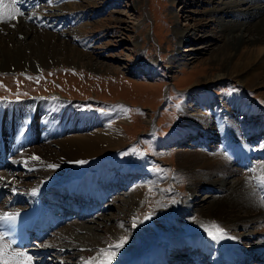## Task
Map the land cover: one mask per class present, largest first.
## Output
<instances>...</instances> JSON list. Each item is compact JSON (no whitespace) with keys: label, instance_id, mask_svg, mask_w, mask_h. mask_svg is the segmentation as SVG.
I'll use <instances>...</instances> for the list:
<instances>
[{"label":"rangeland","instance_id":"rangeland-1","mask_svg":"<svg viewBox=\"0 0 264 264\" xmlns=\"http://www.w3.org/2000/svg\"><path fill=\"white\" fill-rule=\"evenodd\" d=\"M1 1L3 3V0ZM4 3L8 5L6 7L7 10H9L11 0H5ZM66 4L68 5L63 9L61 6ZM50 5L53 9L55 8L52 16L62 13V16L59 18L61 21H58V23L60 27L64 28H62L64 31H62V29L58 31L62 39L57 49L59 51L60 49L63 50L61 47L65 42H67L69 46H66V49L60 51L59 54H52V51H49L50 53L32 51L31 46L28 45V59L26 61L29 63L35 62L34 66L26 69L13 67L4 70L0 68V100H4V103L10 106L12 104L8 102L12 100L11 98L21 100L20 102L17 101L18 103L24 102V100L32 103L34 100L29 101L27 100L30 99L28 97L38 96V99L43 97H62L64 100L72 102V108H74V110H76L77 105L80 112L82 107H87L89 110H92L91 112L93 113L80 114L78 110L70 113L72 109L70 107L64 113V118L55 116L56 119H60L63 123L60 124L61 122L58 121V128H62L69 134H78L82 131L79 126L85 127L87 124L90 125L87 128H91V131L93 128L95 130L97 127L100 128L107 124L116 125L119 130L116 131L123 137L122 145H120L118 149L106 154L107 160H102L101 162L108 161L105 165L112 167L111 163L115 164L118 160V163L123 162L122 167L129 166L130 168L132 166L131 168L134 171L136 169L138 173L139 171H144L145 173L143 175L152 179L155 178V180L157 179L156 182L153 183L152 180L140 179L139 176L135 175L132 179L128 176H124V180L121 175L122 171H120L118 167H112L114 173L111 175L107 184L114 186L116 191L113 192L111 187L105 189L111 192V194L107 193L110 195V198L107 199L108 203L106 202L101 209L96 207L97 211L93 209L92 211L94 212L92 214L82 218L74 217L75 214L73 213L77 211L73 210V216H70L66 221V224L71 225V228H76V226L81 225H85L87 228L92 227L89 232H86V230H73V236L82 238V240L74 239V241H76L75 243L90 245L92 241L87 237L98 239V237L104 233L101 227L103 223L108 220L107 218L111 219V221H109L110 225L115 222L117 223L122 220V217L117 215L121 213V209H124L127 215L125 219H123V226L125 228L123 226L120 228L124 230L122 232L124 235L128 234L127 236L129 239L132 240L136 238L137 227H133L134 220L137 221L136 219H141L142 225L152 226L151 228H147L148 235H152V230L153 235H155L154 239L150 241L152 246V252L149 254L151 261L158 262L157 260L161 258L163 260L165 258L174 261V263L171 264H196L201 261L204 262L206 257L202 256L205 253L203 250L205 246L203 245H198L200 247L199 252L196 253L197 255L194 253V259H192L193 256H189V254L193 255V252L190 253V250H192L190 246L191 243H187L184 248L177 250L175 253L169 252L167 246L172 243H180L183 245L187 241H182L188 239L189 236L194 242L196 236L197 240L199 237L202 239L205 238L203 232L190 231L187 233V231H189L187 228H190L189 226L193 224L194 221H202L201 218H203V222H205L208 217L209 203L204 206H199L200 201H194L195 199L193 198H195L196 194L200 197L201 195L206 196L210 192H214L200 191L202 190L200 185L191 183L190 181H194V179L184 174L183 171H180L179 159L183 158L182 156L185 155L182 154L183 150L186 148L189 149L190 146L184 145L179 148H176V146L182 143L183 140L188 142L189 136L191 135H188V138L177 137L175 141L173 140L171 144L167 146L160 145V143L168 140L173 133H178L180 128L176 126V124L181 115L179 113L181 110H184L185 107H187L186 104L190 103L195 97L201 96L205 104H200V106H202L201 108H208L209 105L206 103L209 102L211 96L215 95L216 102L219 104L216 102L210 103L211 107L219 109L223 107L222 114L224 115L226 108L223 104L221 105L220 102H218L221 98H225L227 101L228 99H234V101L238 103L240 101L238 99L246 101L249 99L250 102L257 103V106H259V108L261 107V110H264V76L256 78L257 75L255 74L257 73L253 72L242 82L241 76L234 73L224 81L207 82L209 78L214 77L217 73L223 72L228 68L230 48L226 46L227 39L223 29L219 32L222 37L220 36L219 39L214 38V40H210L207 34H212L210 32L211 27L205 28L204 31L201 32L200 30H203L202 24H199V29H194L192 24H194L195 19L192 20L185 17V15L189 13L196 14L191 10H203L205 8L206 5L204 3L198 6L197 0H50L48 3L41 0L35 6L24 9L25 18H27V16L28 18L29 16L31 17V15L33 16V9L36 8L41 10ZM13 12L12 10L11 14ZM204 14H207V11H205ZM201 15L202 14H196L198 18L205 17ZM209 16L210 15H207L206 17L210 18ZM72 17H74L73 22H71ZM69 18L71 20H68ZM228 18L230 19V17ZM49 20L50 21L45 20V26L49 25V23L52 24V18H49ZM5 24L7 23L5 22ZM24 24L25 22H22L19 26L23 29ZM176 25L186 29L183 35H179V33L175 32L174 28ZM8 27L11 28V26ZM219 28L216 27L214 29L218 30ZM29 31L33 32L31 29ZM47 31L52 32L53 30L47 27ZM16 34L15 40H8L11 47L16 45V41H27L29 39V35L25 36L23 32L17 31ZM185 39L187 44L183 41ZM179 40L186 44L185 48L189 46L198 47L207 45L212 41L213 48L203 52L199 56V64L194 63V65L191 64V59H187L191 52L178 54L177 48L179 47ZM38 42L41 44L42 40ZM53 42L55 43V39ZM39 43L35 42L33 44L36 46L39 45ZM244 46L245 45H242L240 47L236 57L237 59L240 57L239 61L242 59V55H240L241 52H246L247 50ZM258 46H261V49L264 48V45L261 43L257 45V47ZM74 48H79L81 52L84 51L83 55L78 56L79 53L77 51L76 53ZM200 51L203 50H199L198 52L200 53ZM45 54L49 56L48 58L50 61L54 59L55 61H59L45 65L42 62L44 61L42 58ZM174 56H177V58L173 59ZM182 62H186L187 64H182V67L176 66ZM234 69V67H229V71ZM232 72H235V70ZM198 84H201L202 87ZM38 101H40V103H37V106H39L38 108H42V112L45 111L44 114L42 113V117L45 114L51 115L52 112L56 113L53 100ZM60 103L62 104L64 102ZM197 105L199 104L197 103ZM65 107L66 106H64V108ZM35 108L37 109V107ZM208 111L210 113L211 110ZM107 112L113 114L106 117ZM202 112L205 113V110ZM59 113L60 112L57 111V114ZM68 113L72 118L69 117L68 123H65V117L69 116ZM6 115L7 114L0 115L1 123H5ZM259 118L262 120V118H264V113L260 112ZM259 118L257 117L256 119L258 120ZM44 120L45 119H43V122H40L39 119V123L37 124L39 125L37 128L38 130L36 129L33 135L37 133L39 135L42 134L44 136L42 141L48 142L49 136L47 134L51 131V128L47 126L48 123ZM77 122H80V124ZM102 122L104 123L101 124ZM59 124L61 126H59ZM12 125L13 124H11V126ZM48 128H50V130ZM53 130L54 129H52V131ZM91 131L85 129V131L80 133L88 134V132ZM262 132H264V130ZM64 135L65 133H61V136ZM261 135L262 136L256 138L257 140L255 139L254 141L257 150H259L261 146L262 148L264 147V133ZM175 142L177 145H174ZM257 145L259 147H257ZM24 149H17V151H15L16 154L15 152H9V154L13 153L12 157L22 156V158H26V150L24 151ZM56 149L59 150L58 148ZM243 152L242 150L240 153ZM238 156L239 153L235 155L233 163H237ZM255 157H258V155H255ZM31 158V156H27V160H23L25 163L27 162L28 165H35V159ZM17 159L19 160V158ZM258 160L260 159L254 158V161ZM87 162L89 163L88 160ZM8 164H10V162H8ZM234 165L236 166V164ZM45 166H47V164L42 167ZM253 166L254 164L251 162L249 168H253ZM97 167L90 169V176L87 179L82 178V180L78 182L79 186L86 184L88 187L90 186L89 188L92 192L93 177L95 176L97 180L96 175L99 167L103 169L104 166L100 165ZM106 167L107 166H105L104 169H106ZM258 167V173H260V170L264 169V164L259 162ZM185 168L191 170V161L185 165ZM5 169L6 174L11 177L12 173L10 170H12V167H0V171H4ZM21 172L23 173V170H21ZM84 180L88 184L85 183ZM252 185L255 186L254 184ZM137 186L142 187L140 188L141 190L137 189ZM135 191H137L136 193H138V195L140 194L137 198L130 196ZM8 197V194H4L0 200L4 201ZM129 197L131 198L130 200ZM187 201L195 202L194 206L196 211L190 215L187 224L181 223L180 227L177 215L178 213L188 215L189 210L184 207ZM180 203H183L182 207L177 208ZM55 204L58 205L57 208H61L62 210L64 208V215H67V206L61 203ZM108 204L110 206H108ZM78 208L80 213H84L88 208L93 207H89L88 204H83L79 205ZM147 215L152 216V223L144 222V218ZM174 216H176V218ZM220 218V221L225 219L222 215ZM157 222L160 224L157 225ZM210 222L204 225H211L217 221ZM98 225H100V228ZM179 228H183V230L179 233H174V231ZM241 232H244V230L242 229ZM52 234L51 236L54 238V234ZM121 236L123 235L120 234V237ZM255 236L256 235H254V237ZM55 238L56 240H60V242L64 240L63 237L60 238L59 236ZM85 238L90 241H85ZM79 249L81 248L74 249V252H77ZM181 253H184V255L180 256ZM49 254L48 258L50 260L48 262H50V264H64V258L69 259L68 264H82L78 260V255H73L70 258V256L66 254L61 257L55 254L53 250L50 251ZM244 261L246 264H264V259L259 255L254 259ZM204 263L208 264L207 261Z\"/></svg>","mask_w":264,"mask_h":264},{"label":"bare ground","instance_id":"bare-ground-1","mask_svg":"<svg viewBox=\"0 0 264 264\" xmlns=\"http://www.w3.org/2000/svg\"><path fill=\"white\" fill-rule=\"evenodd\" d=\"M40 1L41 0H11L10 9L7 10L6 6L8 5L4 3L5 0H3V3L0 0V16L11 14L12 10L14 11L12 14L15 16L14 20H0L1 69L6 70L13 67L26 69L31 66L33 67L35 62L29 63L26 61L28 59V45L31 46L32 51H44L47 53L52 51V54H59L60 51L66 49V46H69L67 42H65L61 47L63 50L59 48V51L57 49L62 39L60 33H58V31L63 28L60 27L58 23V21H61L59 18L62 16V13L52 16L55 8L53 9L51 5L41 10L35 8L36 10L33 9L32 11V14L34 12L33 16L31 15L29 18L28 16L25 18L24 9L35 6ZM202 3L206 5L203 10L191 11L197 15H204V18H198L196 14L194 15L191 13L186 14L185 17L192 20L195 19L194 24H192L194 29H199V24H202L203 30H200L201 32L204 31L205 28L211 27L210 32L212 34H207L210 40H214V38L219 39L221 36L219 32L223 29L227 39L226 46L230 48L228 68L223 72L217 73L214 77L209 78L207 82L224 81L234 73L241 76L242 82L253 72L257 73L255 74L257 75L256 78L264 76V48L261 49V46L257 47L260 43L264 45V0H197L198 6ZM67 5L68 4L61 7L64 9ZM205 11H207V14H204ZM207 15H210V18L206 17ZM228 17H230V19ZM49 18H52V24L49 23V25L45 26L44 24L46 21H50ZM68 20L71 19L69 18ZM73 20L74 17H72L71 22H73ZM5 22L7 24H5ZM22 22H25L23 29L19 26ZM8 26H11V28ZM47 27L53 31L48 32ZM216 27L220 28L216 30L214 29ZM30 29L33 30V32L29 31ZM63 29L62 31H64ZM174 29L179 35H183L186 30L179 27V25H176ZM17 31L23 32L25 36L29 35V39L27 41H16V45L11 47L8 40H15ZM54 39L55 43L53 42ZM39 40H42L41 44L38 42ZM183 41L187 44L186 39ZM35 42L39 43V45L35 46L33 44ZM186 44L179 40L177 52L178 54L191 52L187 58L192 60L191 64H199V56L203 52L213 48L212 41L207 45L198 47L189 46L185 48ZM242 45H245L244 47L247 50L246 52H241L240 55H242V59L239 61L240 57L238 59L236 57ZM74 49L75 52L77 51L79 53L78 56L83 55L84 51L81 52L79 48ZM199 50L203 51L199 53ZM48 57L49 56L45 54L42 58L44 60L42 62L45 65L59 61H55V59L50 61ZM176 58L177 56L173 57V59ZM182 64L187 63L182 62L176 66L182 67ZM229 67H234L235 72H232L234 70L229 71ZM198 85L202 87L201 84ZM28 98L30 99H25L34 101L29 103L24 100V102L18 103L21 100L11 98V101L16 102L5 101L12 104L9 106L7 103H4V100H0V115L7 114L5 123H1L0 119V167H12V170H10L12 173L11 177L6 174V169L0 171V194L4 193L10 195L8 200L4 203H0V217L17 214L30 207L43 204V201L47 204L45 205L44 203L45 212H56V215H64V212H60L57 208L58 205L55 203H61L67 206L69 209L66 218L72 213L74 208L80 205L78 203H89V205H95V207L101 209L106 202L108 203L107 199L110 198V195L107 194L105 189L110 187L107 182L114 173V170H112L114 167H118L120 171H122L121 175L123 179L124 176H128L132 179V177L136 175L139 176L140 179H149L150 181L152 180L153 183L156 182L157 179L155 180V178L152 179L143 175L145 173L144 171H139V173H141L139 174L137 169L134 171L131 168L132 166L130 167L131 169L129 166L122 167L123 162L118 163V160L115 164L111 163L113 168L108 167L109 165H105L106 162H108H104L107 160L106 154L118 149L120 145H122L123 137L116 131L118 130L116 125L107 124L100 128L97 127L95 130L93 128L91 131V128H87L90 125L87 124L85 127H79L82 131H85V129L90 130L91 132H88V134L80 133L82 131L78 134H69L62 128H58V121L61 122L60 124L63 123L60 119H56L55 116L64 118L66 110L70 107L72 108V102H68L62 97H43L38 99V96H36ZM48 99L53 100L55 103L53 104L56 113L52 112L51 115L45 114L42 117L41 115L42 113L44 114L45 111L42 112V108L39 109L37 103H40L38 100L47 101ZM238 100H240L239 103L234 101V99H228L227 101L225 98H221L218 100V102H220L221 105L223 104L226 108L225 115L222 114L223 107L220 109L211 107V104L216 102L215 95L211 96L209 102L206 103L209 105L208 108H201L202 106H200V104H204V100H202L201 96L193 98L192 101L189 100L190 103L186 104L187 107L179 113L181 115L176 124V126L180 128L178 133H173L168 140L160 143V145L167 146L170 145L173 140L175 141L177 137H187L191 135L189 136L188 142L183 140L182 143L176 146V148L183 147L184 145L190 146L189 149L186 148L183 150L182 154L185 155L182 156L183 158L179 159L180 171H183L184 174L193 178L194 181L192 180L190 182L200 185L202 189L200 191L214 192H210L206 196L201 195V198L196 194L193 199H195L194 201H200L199 206H204L209 203L208 217L205 222H203V218H201L202 221H194L195 225L193 223L189 226L190 228H187V230H189L187 233L190 231L203 232L205 238L202 239L199 237L197 240L196 236L194 242L189 236L188 239L182 241H187L183 245L180 243H172L167 246L168 251L171 253H175L177 250L184 248L187 243H191L190 246L192 250H190V253L193 252V255L189 254V256H193L192 259H194V255L199 252L200 247L198 245H203L205 246V249H203L205 253L202 256L206 257L205 261H207L208 264H244L243 260L254 259L257 255L264 259V180H261V177H264V169L260 170L262 173H258V163L264 164V147L262 148L261 146L260 149L257 150L254 145L255 139L262 136L261 134L264 133L262 132L264 130V118H262V120L259 118L260 112L264 113V110H261V107L259 108L257 103L250 102L249 99H247V101L243 99ZM60 102H64L66 105ZM197 103L199 105H197ZM63 104L66 106L65 108ZM35 107H37V109ZM77 110L80 112L78 105L76 110L72 108L70 113ZM204 110L205 113L202 112ZM208 110H211L210 113ZM57 111L60 113L57 114ZM91 111L92 110H89L87 107H82L80 114L93 113ZM106 114V117H108L113 113L107 112ZM69 117L71 116L65 117V123H68ZM257 117L259 118L258 120L256 119ZM39 119L40 122H43V119H45L44 121L48 123L47 126L51 128V131L47 134L49 136H47L48 142L42 141V139H44L42 134L39 135L37 133L33 135L39 126L37 125ZM103 123L104 122L101 124ZM11 124L13 125L11 126ZM60 124L59 126H61ZM78 124H80V122ZM50 128L48 129L50 130ZM52 129L54 130L52 131ZM61 133H65V135L61 136ZM256 134L258 135L255 136ZM174 145H177L176 142ZM257 147L259 146L257 145ZM21 148H25V155L29 157H39L38 160H31L35 162V165H28L27 162L25 163L23 159H26L27 156L26 158H22V156L12 157V154L17 151V149ZM242 150L244 152L240 153ZM9 152L13 153L9 154ZM238 153L239 156L238 158L236 157L238 161L237 163H233L235 155ZM5 155L6 158L4 159ZM255 155H258V157H255ZM17 158H19V160ZM254 158H259L260 160L254 161ZM80 160L86 162L88 160L89 163H85L84 165L72 163ZM102 160L104 161L101 162ZM6 161L10 162V164ZM190 161L191 170L185 168V165ZM251 162L254 164L253 168H249ZM45 164H47V166L42 167ZM234 164H236V166ZM48 165H57L58 167L51 169ZM100 165L104 167L107 166L108 168L106 167V169H104L103 167V169H100L99 167L100 171H98L97 175L95 174L98 181L96 178L93 180L92 194L90 193V186L88 187L86 184L82 187L77 186L79 177H83V179L87 178L91 172L90 169ZM20 169L23 170V173ZM140 188L142 187H138L137 189ZM95 190H97V196H95ZM34 191L36 193L35 195H33ZM136 192L137 191L130 196L134 198L140 196V194L138 195ZM130 199L129 197V200ZM194 201L185 202L187 204L189 203L188 205L184 204V207L189 210L188 215L178 213L177 220L179 226L181 223L187 224L190 215L195 213L196 208L194 206ZM182 205L183 203H180L177 208L182 207ZM108 206L110 205L108 204ZM125 213L124 209H121V213L117 216L122 217V220L119 219L120 221L111 225L109 223L111 219L107 218L108 220L105 221L101 227L104 231L103 235L99 236L98 239L87 237L92 241L90 245L75 243L76 241H74V239L82 240V238L73 236V230H86V232H89L92 227L87 228L85 225H75L77 229L75 227L74 229L73 227L71 228V225H67L66 222L64 223L60 220L51 218L48 220V223H53L55 225L52 229H48L45 235L57 226V228L53 230L54 238L50 236L48 240H42V243L37 241L35 247L28 245L25 247H13L0 235V252H3L4 258L8 259L10 264H27V257H31V264H38L40 259L34 257V253L39 251L42 252L41 255L44 254L40 264H45L50 260L46 258L48 253L46 251L47 248H49L48 250L53 248V252L61 257L66 254H68L70 258L73 255H78V260L82 264H101V261L105 260L106 256L102 255L100 250L108 249L110 245L116 244L121 238L127 237V244L120 250L119 255L112 261V264H150L148 263V257L142 253L147 252L151 247L150 241L155 237V235H153V230L151 229L152 235H148L147 228L150 226H144L141 223V219H136V238L132 240L129 239L127 236L128 234L124 235L122 233L124 230L120 228L124 225L123 219L127 216ZM221 215L224 216L225 219L220 221L219 218ZM174 217L176 218V216ZM209 220L211 222L217 221L215 224L223 230L226 237H233L234 239L225 238L220 240L217 244L216 241L208 236L207 231H205L204 224H209ZM156 224L159 225L160 223L157 222ZM100 225H98L99 228ZM242 229L244 232H241ZM182 230L183 228H179L174 231V233H179ZM120 234L123 236L120 237ZM254 235L258 237H254ZM57 236L60 238L63 237L64 240L62 242L56 240L55 237ZM87 238H85V241H90L86 240ZM78 248L84 250L82 252H74V249ZM182 255H184V253L180 254V256ZM93 257L97 259L92 260L91 258ZM63 260L64 264L69 263V259L64 258ZM161 261L160 264L174 263V261L170 259H163ZM204 262L201 261L196 264H206Z\"/></svg>","mask_w":264,"mask_h":264},{"label":"snow or ice","instance_id":"snow-or-ice-1","mask_svg":"<svg viewBox=\"0 0 264 264\" xmlns=\"http://www.w3.org/2000/svg\"><path fill=\"white\" fill-rule=\"evenodd\" d=\"M44 2L48 3L49 0H44ZM14 18H15V16L13 14H6L4 16H0V20L14 19ZM220 150H222V149H220ZM32 158L36 159V160L39 159V157H36V156H33ZM72 163H75L77 165H84L85 163H88V162L80 160V161H74ZM48 167L51 169H55L58 166L57 165H48ZM261 180H264V177H261ZM35 194L36 193L34 191L33 195H35ZM0 219L10 220V219H14V217L2 216V217H0ZM148 219H151V215H148L145 217V221ZM136 223L137 222L134 220L133 221V227L136 226ZM204 228H205V231H207L208 236L212 240L216 241L217 244L219 243L220 240L225 239V238L234 239L233 237H226V234L223 233V230L218 225H216L215 223H213L211 225H204ZM127 242H128V238L123 237L116 244L110 245L108 249H101L100 250L101 254L106 256V259L101 261V264H112V261L117 258L120 250L124 248V246L127 244ZM91 259L96 260L97 258L93 257ZM0 264H10V261L8 259L4 258L3 252H0ZM27 264H31V257H27Z\"/></svg>","mask_w":264,"mask_h":264},{"label":"water","instance_id":"water-1","mask_svg":"<svg viewBox=\"0 0 264 264\" xmlns=\"http://www.w3.org/2000/svg\"><path fill=\"white\" fill-rule=\"evenodd\" d=\"M149 221L151 220V219H148Z\"/></svg>","mask_w":264,"mask_h":264}]
</instances>
